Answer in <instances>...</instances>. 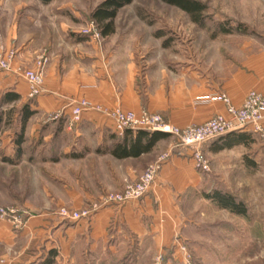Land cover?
Masks as SVG:
<instances>
[{
    "label": "crops",
    "instance_id": "crops-1",
    "mask_svg": "<svg viewBox=\"0 0 264 264\" xmlns=\"http://www.w3.org/2000/svg\"><path fill=\"white\" fill-rule=\"evenodd\" d=\"M21 4L0 0V47L17 51L12 69H0V87L3 94L12 91L18 100L30 99L34 113L27 123L31 120V134L40 141L34 153L52 162L43 170L59 174L51 177L53 201L46 200L45 207L35 212L28 208L33 204H24L32 215L23 226L14 228L0 220V264H152L159 252L164 253V264H183L175 240L187 247L207 240L195 234V228L210 222L202 193L205 171L194 165L190 150L177 146L176 137L170 134L149 152L117 157L110 150L123 134L115 133L112 121L97 111H85L78 122H71L69 103L84 97L107 108L146 109L179 127L201 123L225 111L223 102L213 95L227 93L240 106L249 90L264 94V48L250 40L245 45L251 49L242 52L236 68L218 76L211 69L201 73L196 65L180 63L173 55L165 60L162 52L149 53L145 47L136 52L127 42H119L113 32L101 35V44L86 35L78 39L68 36L64 45L56 43L42 51L48 53L42 90L30 98L20 67L32 64L42 44L36 34L18 29L17 20L10 25ZM7 5L10 12L4 11ZM47 126L52 129L46 131ZM26 129L17 162L25 154ZM215 139L200 148L217 155L221 150H211ZM15 150L16 141L11 158L16 156ZM169 151L153 185L140 199L99 207L78 220L57 212L61 206L90 207L101 197L99 190L121 189ZM62 161L65 163H59ZM209 205L239 218L211 202ZM248 223V231L255 232L257 221L252 218Z\"/></svg>",
    "mask_w": 264,
    "mask_h": 264
},
{
    "label": "rangeland",
    "instance_id": "rangeland-1",
    "mask_svg": "<svg viewBox=\"0 0 264 264\" xmlns=\"http://www.w3.org/2000/svg\"><path fill=\"white\" fill-rule=\"evenodd\" d=\"M16 1L23 4L17 15L12 16L10 25H15L17 20L18 29L24 34H36L42 44L39 53H43L51 45L67 43L68 36L77 39L84 36L81 30L90 25V13L103 0H52L48 4L38 0ZM200 1L207 5L202 27L193 23L180 8L161 0H132L121 7L113 20L114 36L119 42H127L136 52L145 47L149 53L162 52L165 60L173 55L180 63L196 65L201 73L211 69L218 76L228 75L236 68L242 52L245 54L251 49L245 45L250 40H257L258 47L264 48V0ZM9 9L7 5L4 11L10 12ZM28 16L35 18L34 21ZM218 24L238 26V29L221 33L215 31ZM155 31L162 36L153 35ZM6 49L17 56L15 47ZM44 54L47 55V51ZM2 92L0 87V205L33 204L28 208L35 212L45 207L46 200L55 199L51 177L59 173L42 169L52 162L43 161L39 153H34L40 141L34 140L31 134V120L26 125L28 142L23 159L16 163L5 160L14 152L24 102L16 100L4 104ZM47 127L46 131L52 129ZM243 132L250 135L248 144L234 145L217 155L200 148L209 164L205 171V190L217 187L233 193L245 202L249 214L232 218L209 205L207 200L209 225L195 228L196 237L206 236L207 240H198L187 247L194 264H264V129L261 133ZM98 193L103 194L104 189ZM252 218L257 221L253 233L248 231Z\"/></svg>",
    "mask_w": 264,
    "mask_h": 264
},
{
    "label": "built area",
    "instance_id": "built-area-1",
    "mask_svg": "<svg viewBox=\"0 0 264 264\" xmlns=\"http://www.w3.org/2000/svg\"><path fill=\"white\" fill-rule=\"evenodd\" d=\"M81 32L97 42V44H101L103 37L97 23L93 20ZM14 58L15 54L12 51L0 47V69L4 71L11 70ZM47 62V55L39 53L35 56L30 67L21 70L20 75L28 83V97H35L41 92ZM212 97L219 98L223 102L225 111L216 113L201 123L188 124L182 127L165 122L160 114L149 112L146 109L136 112L121 109L120 106L107 108L84 97L71 101L69 107L71 110V122H78L85 111H97L112 121L114 131L118 135H122L126 129H144L148 131L157 130L175 136L177 146L190 150L194 165L207 171L209 164L203 156L202 150H200L202 144L228 132L249 130L253 133H261L264 129L263 93L257 90L249 91L240 106L234 105L226 93H220ZM170 152H164L158 156L154 162L148 164L140 172L136 179L126 181L121 189L101 194L98 201L94 202L90 207L72 209L61 206L57 212L63 218L78 220L89 217L92 211L97 210L99 207L124 204L127 201L140 199L153 185L161 164L169 158ZM31 215L32 213L27 207L0 205V220L8 222L14 228L23 226L25 218ZM174 245L182 253V263L191 264L192 254L187 246L179 239L175 240ZM152 264H164V253L159 252Z\"/></svg>",
    "mask_w": 264,
    "mask_h": 264
},
{
    "label": "trees",
    "instance_id": "trees-1",
    "mask_svg": "<svg viewBox=\"0 0 264 264\" xmlns=\"http://www.w3.org/2000/svg\"><path fill=\"white\" fill-rule=\"evenodd\" d=\"M42 4H48L52 0H39ZM171 6H175L184 11L189 19L198 26H204V11L207 9V5L200 0H161ZM132 0H103L97 4L92 12L90 13V19L97 23L98 28L102 36L113 32L114 30V18L122 6L130 4ZM238 29V26L231 27L229 25L218 24L215 31L217 32H232ZM237 31V30H236ZM161 32L155 31L153 35L161 37ZM215 35V32L212 33ZM165 45V44H164ZM2 103L13 102L18 100L20 97L18 94L12 91H7L2 96ZM30 99L25 101L21 107V116L19 118V132L15 138L16 150L15 157L5 159L7 162L16 163L19 160L20 153L22 151L21 145L24 140V131L26 123L34 111L30 110L29 103ZM168 137V134L154 130L148 131L144 129L131 130L126 129L120 140L117 141L111 148L110 152L120 158L128 156L137 157L141 153L149 152L156 142L160 139ZM250 141V135L243 131L228 132L225 135L217 137L213 142L211 150L220 151L223 149L230 148L234 145L248 144ZM203 197L215 204L216 207L229 211L230 213L239 215L241 217L247 216L248 207L245 202L238 199L233 193L222 190L217 187L213 189L203 190ZM191 259V264L193 263Z\"/></svg>",
    "mask_w": 264,
    "mask_h": 264
}]
</instances>
